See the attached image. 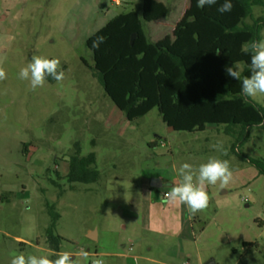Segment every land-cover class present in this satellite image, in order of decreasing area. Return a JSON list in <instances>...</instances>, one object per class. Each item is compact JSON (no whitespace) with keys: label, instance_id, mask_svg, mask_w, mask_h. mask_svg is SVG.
I'll return each instance as SVG.
<instances>
[{"label":"rangeland","instance_id":"rangeland-1","mask_svg":"<svg viewBox=\"0 0 264 264\" xmlns=\"http://www.w3.org/2000/svg\"><path fill=\"white\" fill-rule=\"evenodd\" d=\"M191 4L0 0V67L7 76L0 81V264L21 252L56 258L47 239L52 224L47 204L60 215L61 250L76 264L95 259L133 264L113 254H142L149 246L152 256L172 249L191 264H264V175L249 162L264 161V128L233 135L210 125L202 132H175L157 108L130 122L94 75H108L122 64L140 65L150 43L174 40ZM263 17L264 8L254 7L247 23ZM97 36L106 40L94 49ZM33 55L58 58L64 80L48 77L32 90L18 74ZM249 99L264 107V96ZM217 142L227 156L212 147ZM91 153L97 156L99 180L70 183L71 159ZM212 156L229 160L232 182L209 185L208 207L195 215L182 204L169 206L162 196L179 182V167L185 162L198 167ZM154 179L163 180V186L152 190ZM185 221L184 249L171 247L176 240L163 242L180 234ZM192 221H197L194 230ZM91 232L99 238L91 239ZM142 235L143 242L137 239Z\"/></svg>","mask_w":264,"mask_h":264},{"label":"trees","instance_id":"trees-1","mask_svg":"<svg viewBox=\"0 0 264 264\" xmlns=\"http://www.w3.org/2000/svg\"><path fill=\"white\" fill-rule=\"evenodd\" d=\"M223 2L198 8L197 0H192L174 40L150 43L140 65L122 64L108 75L95 72L106 94L130 122L157 108L163 122L175 132H202L210 125L224 126L233 135L264 120L260 115L264 107L244 97L241 82L225 73L226 66L238 63L244 67L242 76L249 75L250 58L242 45L260 39L264 17L253 24L247 20H253L254 7L264 8V0H231L232 10L220 13L217 8ZM216 49H220L219 55ZM249 162L264 175V161ZM67 178L70 183H96L100 178L96 154L72 158ZM47 207L52 218L47 230L49 249L61 253L64 238L56 235L60 215L54 206Z\"/></svg>","mask_w":264,"mask_h":264},{"label":"clouds","instance_id":"clouds-1","mask_svg":"<svg viewBox=\"0 0 264 264\" xmlns=\"http://www.w3.org/2000/svg\"><path fill=\"white\" fill-rule=\"evenodd\" d=\"M217 4V0H197V7L204 8ZM233 8L231 0L224 2L217 8L220 13L230 12ZM194 19V18H192ZM104 36H97L92 41L91 47L99 49L105 42ZM242 51L249 55V75L242 76L240 65L234 64L225 67L227 76L241 82V93L244 97L254 98L258 95L264 96V38L252 39L242 45ZM220 54V49L215 50ZM19 78L29 82L30 88L36 90L43 87L46 78L51 77L56 82H61L65 78V72L61 68L58 58H47L33 55L31 61L20 69ZM7 78L5 70L0 67V81ZM264 116V112L260 113ZM256 127L264 128V120H261ZM212 147L222 156H227L228 150L221 142H217ZM179 182L165 194L169 203H179L186 205L189 213L195 215L205 210L209 204L207 188L209 185L219 183L222 187L227 186L233 180V171L227 159L212 156L206 162L194 167L190 163H183L177 170ZM87 256L86 252L82 253ZM52 259L48 255L18 253L9 261V264H76L74 258L67 252L55 254ZM92 264H104L101 259L93 260Z\"/></svg>","mask_w":264,"mask_h":264},{"label":"crops","instance_id":"crops-1","mask_svg":"<svg viewBox=\"0 0 264 264\" xmlns=\"http://www.w3.org/2000/svg\"><path fill=\"white\" fill-rule=\"evenodd\" d=\"M177 183H178V181H177ZM173 186H175V185H173ZM166 193H164V195L162 196V199L167 203V200H165V198H164V196H165ZM168 204H169V206L170 205L171 206H173V205L177 206L176 204H178V203H169L168 202ZM184 207L188 211L187 206L184 205ZM171 208H173V207H171ZM188 221L191 222V215H189V220ZM196 222L197 221H192V224H191V227L192 228L197 224ZM186 225H187V223L185 221L183 223L182 230H181V233L180 234H178V235H174V234L167 235V237H165L166 239L163 240V242H169L171 239H173V240H176V243L173 244V242H171V247L174 248V246L177 245L180 249H184L185 246L188 244L187 238L183 237V234H182V232H184L183 231V228ZM192 230H194V228ZM149 231L150 232H148V233L160 234L159 232L152 231L150 229H149ZM143 235L140 236V237H138L137 239L141 238L142 239L141 241L143 242V239H144ZM89 236L93 240H97L99 238L98 232H91ZM192 236L195 239H197V236L194 233V231L192 233ZM162 237H164V236H162ZM148 238L151 239L150 237H148ZM152 251H153V248L151 246H149L146 249V251L144 253H142V254L139 253L137 255H133V254L117 253V254H113V255H117L118 257L127 260V262L131 261V263H133V264H179L181 262L184 263V264H191L190 263V260L184 259L185 257H182L181 258L179 254H173L174 253V250H172V249H168L166 252L158 254V256H152ZM176 251L177 250H175V252ZM131 252H133V250ZM107 255H112V254L111 253H107ZM187 257L189 258L190 257V254H188Z\"/></svg>","mask_w":264,"mask_h":264},{"label":"water","instance_id":"water-1","mask_svg":"<svg viewBox=\"0 0 264 264\" xmlns=\"http://www.w3.org/2000/svg\"><path fill=\"white\" fill-rule=\"evenodd\" d=\"M137 38V34H134L131 38V44L133 45L135 40ZM163 186V181L160 180V179H154L152 180V183H151V187L153 189H158V188H161ZM207 264H215L214 262H210V263H207Z\"/></svg>","mask_w":264,"mask_h":264},{"label":"built area","instance_id":"built-area-1","mask_svg":"<svg viewBox=\"0 0 264 264\" xmlns=\"http://www.w3.org/2000/svg\"><path fill=\"white\" fill-rule=\"evenodd\" d=\"M165 200H166V196H164ZM133 250V246L130 247V251ZM90 256H93V257H99L97 254H93V255H90Z\"/></svg>","mask_w":264,"mask_h":264}]
</instances>
